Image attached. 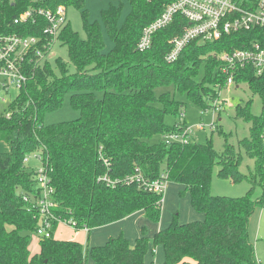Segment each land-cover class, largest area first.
Returning <instances> with one entry per match:
<instances>
[{"label": "trees", "instance_id": "obj_1", "mask_svg": "<svg viewBox=\"0 0 264 264\" xmlns=\"http://www.w3.org/2000/svg\"><path fill=\"white\" fill-rule=\"evenodd\" d=\"M129 2L131 12L120 26L118 10L110 7L101 13L113 42L108 52L99 25L88 19L85 0L65 2L80 11L86 39L67 24L57 41L67 48L68 62L57 58L51 64L45 59L49 49L44 46L50 43L42 35L45 22L15 25L13 19L29 2L0 0V32L39 38L21 64L26 80L0 116V141L9 148L0 152V264H89V258L91 264H144L149 251L144 229L133 247L120 235L86 249L76 241L55 239V221L53 236L39 239V252L31 255L29 241L39 223L34 206L39 187L36 171L24 162L30 156L39 157L54 189V215L74 221L75 228H98L140 211L158 222L163 192H148L135 177L172 182L184 186L191 207L204 219L182 224L175 214L167 228L154 234L153 246L164 251L163 264H257L248 220L257 206L264 205V197H250L255 181L264 183V72L256 75L248 67L235 77L236 84L245 82L262 102L259 116L248 113L249 102L237 107V116L250 124L249 138L239 142L254 161L248 175L240 172L242 158L233 145L226 142L217 152L210 143L169 141L168 135L187 127L184 120L174 126L164 120L181 111L176 93L203 109L211 108L203 99L215 101L225 82L216 55L242 48L259 34L238 32L206 43L192 40L168 63L169 42L186 21L176 16L141 52L137 49L141 34L161 14L166 0ZM67 96L79 117L45 125V114L62 108ZM155 136L164 139L150 143ZM216 165L218 177L232 183L246 180L250 192L240 198L212 195ZM103 176L113 184L101 181Z\"/></svg>", "mask_w": 264, "mask_h": 264}, {"label": "rangeland", "instance_id": "obj_2", "mask_svg": "<svg viewBox=\"0 0 264 264\" xmlns=\"http://www.w3.org/2000/svg\"><path fill=\"white\" fill-rule=\"evenodd\" d=\"M85 9L88 12V19L92 23H97L101 29L102 38L104 42V52H108L113 48V42L107 34L106 27L101 17V13L110 7L118 10L117 24L122 25L131 12V4L129 0H85ZM67 21L71 30L78 34L80 39H86L83 29V20L80 11L69 6L67 8ZM61 59L68 62L67 48L58 41L55 42L47 52L45 59L53 64L55 59ZM70 71L73 68L70 67ZM10 79L0 76V116L5 114L9 104L15 99L18 94V89L9 84ZM4 84H9V89L6 91L3 88ZM218 100L221 107L219 112H205L200 105L190 101L183 95L174 94V98L181 102L182 108L180 113L176 115L168 114L165 116V124L174 126L180 121L185 122L189 139L196 144L205 145L210 143L217 151H222L225 143L233 145L235 150L241 155L240 172L248 175L253 170L254 161L249 158L244 150L239 146V142L249 138L250 124L245 122L243 118L237 116V107H245L248 104V113L252 116H259L262 112V102L260 97L252 93L245 82L225 86L218 90ZM205 105L214 106V101L203 99ZM79 117V112L73 110L69 103V97L64 100L62 108L46 113L44 116V124L51 125L59 122H66L75 120ZM182 128V127H180ZM183 129V128H182ZM164 139L160 136H155L150 140V143H157ZM9 150L6 143L0 141V152H7ZM27 166L33 171H38L41 168V163L33 157L28 158ZM219 166L216 165L213 169L211 180V193L214 196H223L231 198H240L245 196L251 190V185L246 180H241L235 183L227 179L217 176ZM255 180L253 179V182ZM171 184L177 185L178 189L172 194H168V186ZM255 187L250 192V197L254 200L262 199L264 197V183L259 185L255 181ZM182 185L172 182H165L163 185V203L161 216L158 222H152L144 218L141 212H135L128 217L120 220L123 226V235L142 234L143 229L145 233L150 236L158 228L165 224L173 215L177 214L178 218H183L188 215L189 211L194 212L190 207L189 194L183 193ZM56 217V216H55ZM56 230L54 231L56 237L77 239L83 244L88 242L89 245L93 243V231L90 229L89 233L83 228H75L72 226L74 221L67 218H57ZM179 220V219H178ZM180 221V220H179ZM55 222V221H54ZM118 222V221H117ZM115 223V222H114ZM59 224V225H58ZM112 224V223H111ZM76 225V224H75ZM77 227V226H76ZM102 227V226H101ZM89 237V239H88ZM248 237L254 247L255 260L257 264H264V205L256 207L248 220ZM39 238L33 233L29 241V252L35 254L38 251ZM154 248V247H153ZM158 254L156 255L157 258ZM246 264V263H243Z\"/></svg>", "mask_w": 264, "mask_h": 264}, {"label": "built area", "instance_id": "obj_3", "mask_svg": "<svg viewBox=\"0 0 264 264\" xmlns=\"http://www.w3.org/2000/svg\"><path fill=\"white\" fill-rule=\"evenodd\" d=\"M67 1L27 0L29 6L13 19V23L20 25L35 24L37 20L44 21L42 35L47 36L50 41L47 46H44V49H50L68 24V7L65 5ZM176 16L183 18L186 24L182 26L181 33L169 42L171 49L165 56L168 63L175 61L192 40L198 39L203 43L216 42L225 35L255 32L259 34V37L245 43L246 45L242 48L216 55L221 64L219 71L225 76L223 88L236 84V75L245 68L251 67L256 75H261L264 72V0H166L161 14L153 23L144 28L137 49L141 52L149 49L153 35L171 25ZM38 42L39 38L36 36L23 37L16 33L0 32V76L10 79L9 84L17 89L26 80L21 64ZM35 52L37 55L43 56L39 50L35 49ZM9 84L3 85L6 91L9 89ZM217 100L214 101V106L206 109L205 112H219L221 107L219 102L216 103ZM167 139L186 143L189 140L187 128L181 133L168 135ZM33 158L39 160L38 156H33ZM24 162L27 164L28 158ZM36 173L39 195L34 206L38 213L39 223L35 235L39 239H49L53 236V222L59 220L52 211L56 207L52 201L54 189L42 167ZM100 179L107 185L113 184L107 176ZM135 180L141 181L148 192H163L165 181L148 182L139 176L135 177ZM72 226L75 227V223Z\"/></svg>", "mask_w": 264, "mask_h": 264}, {"label": "crops", "instance_id": "obj_4", "mask_svg": "<svg viewBox=\"0 0 264 264\" xmlns=\"http://www.w3.org/2000/svg\"><path fill=\"white\" fill-rule=\"evenodd\" d=\"M183 188H184V186H183ZM177 189H178L177 185L171 186V184H170L168 186L167 192H168V194H172ZM189 200H190V196H189ZM162 203H163V201H162ZM190 207H191V204H190ZM191 209L194 211V209L192 207H191ZM141 215L144 217L143 212H141ZM178 219L180 220L179 222L182 224L193 222V221H202L204 219V214L196 212V211H194V212L189 211L187 216H185L183 218H178ZM171 220H172V217L169 220H167L164 225L160 226L157 231L153 232L152 235H150V236L147 235L149 238V251L144 258V264H163V262H164L163 248L160 245L159 246H153V236L156 232L167 228L169 226V224L171 223ZM122 229H123V226L120 223V221L92 229V231H93V236H92L93 243H92V245H89L88 242L86 244H83V242H80L77 239H74L73 237H71V239L56 237L55 233H54V238L58 239V240H65V241H76V242L80 243L82 246H84V248L90 249L93 247L103 246L107 243V241L110 238H117L120 235H123ZM85 230H87L88 233L90 232L88 229H85ZM140 236H141V234H138V233L133 234L132 236L131 235H125V236L123 235V237L128 240L131 247L134 246L136 239L139 238ZM88 239H89V237H88ZM38 252H39V240H38V251H37V253ZM37 253H35V254H37ZM35 254H31V255H35ZM157 254H158V256L156 258ZM88 263L91 264L90 258L88 259Z\"/></svg>", "mask_w": 264, "mask_h": 264}]
</instances>
